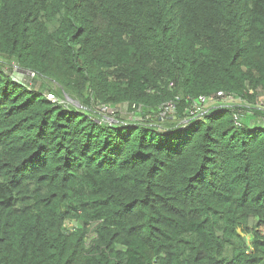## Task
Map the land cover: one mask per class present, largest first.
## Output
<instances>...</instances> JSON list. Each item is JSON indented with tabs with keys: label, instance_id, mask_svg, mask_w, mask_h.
<instances>
[{
	"label": "trees",
	"instance_id": "16d2710c",
	"mask_svg": "<svg viewBox=\"0 0 264 264\" xmlns=\"http://www.w3.org/2000/svg\"><path fill=\"white\" fill-rule=\"evenodd\" d=\"M262 97L264 0H0V264H264Z\"/></svg>",
	"mask_w": 264,
	"mask_h": 264
},
{
	"label": "built area",
	"instance_id": "2783aa9c",
	"mask_svg": "<svg viewBox=\"0 0 264 264\" xmlns=\"http://www.w3.org/2000/svg\"><path fill=\"white\" fill-rule=\"evenodd\" d=\"M27 75L29 76L30 79H34L36 77V74L34 72H28ZM53 102H56V98L53 96L49 97ZM179 97H176L175 100L169 101L167 103H165L162 106V113L160 114V116L162 118H164L165 116L168 115H172L176 112L177 109V103L179 101ZM262 99H264V97H262ZM219 101V103L221 104H226V103H235L237 105L240 104H244V100L240 99V98H236L235 96H231V95H227L223 92L218 93L217 95L214 96H201L199 97L197 100H193V103L191 105V107H189L186 111V117L185 119L182 121L183 125L186 126L188 125L191 120L201 117L203 116L208 110L209 108H211L212 106L215 105V103H217ZM136 106L134 105L133 108H135ZM102 112L105 113L104 118L110 122L111 124L113 123V120L111 118H113L116 115V110H114L113 108H108V107H104L101 109ZM235 120L239 123L241 120V114L240 113H236L235 114Z\"/></svg>",
	"mask_w": 264,
	"mask_h": 264
},
{
	"label": "rangeland",
	"instance_id": "374dc122",
	"mask_svg": "<svg viewBox=\"0 0 264 264\" xmlns=\"http://www.w3.org/2000/svg\"><path fill=\"white\" fill-rule=\"evenodd\" d=\"M12 76L19 81H22L28 85H34L35 83L33 82L32 79L29 78L27 75L26 71H22L18 69V67L15 68V70L12 72ZM39 84V83H38ZM49 97L52 95H48ZM74 103V102H73ZM76 104V103H75ZM132 118H140L137 116V113H134L133 115H129L127 113L121 114V119L122 120H132ZM140 120V119H139Z\"/></svg>",
	"mask_w": 264,
	"mask_h": 264
},
{
	"label": "clouds",
	"instance_id": "9594fccd",
	"mask_svg": "<svg viewBox=\"0 0 264 264\" xmlns=\"http://www.w3.org/2000/svg\"><path fill=\"white\" fill-rule=\"evenodd\" d=\"M27 73L29 72V71H26ZM49 97V96H48ZM50 99V98H49ZM51 100V99H50ZM57 101V100H56ZM105 116H107V115H105ZM108 117V116H107ZM105 119V118H104ZM112 120H113V122H114V118H111ZM106 120V119H105ZM107 121V120H106ZM108 122V121H107ZM113 124V123H112Z\"/></svg>",
	"mask_w": 264,
	"mask_h": 264
},
{
	"label": "water",
	"instance_id": "95a60500",
	"mask_svg": "<svg viewBox=\"0 0 264 264\" xmlns=\"http://www.w3.org/2000/svg\"><path fill=\"white\" fill-rule=\"evenodd\" d=\"M70 99V98H69ZM69 101H72L71 99Z\"/></svg>",
	"mask_w": 264,
	"mask_h": 264
}]
</instances>
